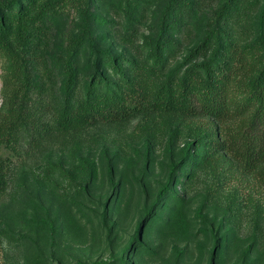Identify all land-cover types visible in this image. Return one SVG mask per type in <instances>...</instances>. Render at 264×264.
<instances>
[{"label":"trees","instance_id":"obj_1","mask_svg":"<svg viewBox=\"0 0 264 264\" xmlns=\"http://www.w3.org/2000/svg\"><path fill=\"white\" fill-rule=\"evenodd\" d=\"M0 82L23 264H264V0H0Z\"/></svg>","mask_w":264,"mask_h":264},{"label":"rangeland","instance_id":"obj_2","mask_svg":"<svg viewBox=\"0 0 264 264\" xmlns=\"http://www.w3.org/2000/svg\"><path fill=\"white\" fill-rule=\"evenodd\" d=\"M245 228V226H240L237 232L239 237H244V234H246ZM61 240L59 244L60 248H56V251L47 257L48 260L45 261L44 264H57L59 262L61 264H68L75 259L84 260L85 258L98 257L99 255L105 257L111 250H116L118 248L116 245L117 243L107 247L105 244H101L102 246L104 245L101 248L97 246L89 247L87 245L88 241H83L84 243H82L78 236H75L72 231H64ZM40 243L42 245L48 244V238H43ZM29 244L30 242L28 240L21 242L12 238H4L0 235V264H23L25 261L28 262L30 252L33 253L32 249L29 250ZM168 249L169 243H166V248L162 251V254L167 255L169 252ZM186 264H199L196 263V252H193L187 257Z\"/></svg>","mask_w":264,"mask_h":264}]
</instances>
